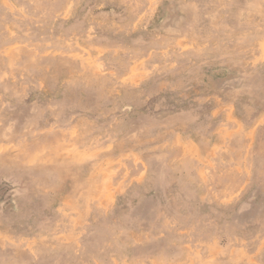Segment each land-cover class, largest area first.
Wrapping results in <instances>:
<instances>
[{"label": "rangeland", "instance_id": "rangeland-1", "mask_svg": "<svg viewBox=\"0 0 264 264\" xmlns=\"http://www.w3.org/2000/svg\"><path fill=\"white\" fill-rule=\"evenodd\" d=\"M0 264H264V0H0Z\"/></svg>", "mask_w": 264, "mask_h": 264}]
</instances>
